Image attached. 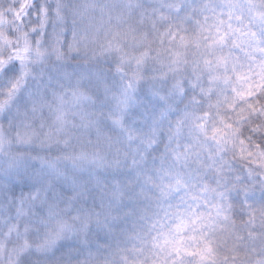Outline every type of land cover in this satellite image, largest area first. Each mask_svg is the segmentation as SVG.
Returning a JSON list of instances; mask_svg holds the SVG:
<instances>
[{
	"label": "clouds",
	"instance_id": "9594fccd",
	"mask_svg": "<svg viewBox=\"0 0 264 264\" xmlns=\"http://www.w3.org/2000/svg\"><path fill=\"white\" fill-rule=\"evenodd\" d=\"M34 2L0 0L7 16L0 32L11 33L10 42H0V59L15 58L23 36L48 46L32 30L34 8L31 17L23 9L22 21L13 15ZM63 3L69 42L75 20L81 46L65 47L59 58L49 48L44 58L20 64L22 90L0 110V264H114L118 245L149 204L142 190L159 195L145 181L158 176L170 137L186 112L206 110L210 103L201 92L207 75L200 72L198 79L195 71L203 49L182 48L183 59L176 62L170 36L195 38L186 13L191 16L199 0ZM7 90L0 80V93ZM74 92L83 98L73 101ZM57 96L68 101L63 125L56 120ZM32 97L50 107L33 113ZM185 128L182 142L188 138ZM243 135L264 144V129L258 135L246 128ZM238 139L220 153L226 161L223 184L247 185V195L264 201V166L254 163L255 156L241 158ZM208 180L217 183L214 175ZM226 196L242 201L245 193L237 188ZM247 264H256L255 254Z\"/></svg>",
	"mask_w": 264,
	"mask_h": 264
},
{
	"label": "snow or ice",
	"instance_id": "6c2138e0",
	"mask_svg": "<svg viewBox=\"0 0 264 264\" xmlns=\"http://www.w3.org/2000/svg\"><path fill=\"white\" fill-rule=\"evenodd\" d=\"M24 8H28L29 17L35 9L32 30L48 46L23 36V46L14 49L15 58L0 59V80L8 89L0 93L4 97L0 110L15 103L22 90L24 81L17 75L20 64L32 57L44 58L49 48L58 58L63 57L65 47L72 51L82 43L75 20L69 42L63 0L55 5L38 0L31 6L22 5L13 12L16 20L22 21ZM186 17L195 25L196 36L170 33L177 45L174 55L179 62L183 59L180 49L190 45L203 49L195 71L198 79L200 72L207 75V86L201 87V92L209 96L210 103L206 110L186 112L184 122L170 137L168 158L162 160L158 176L145 181L152 183L159 195L142 190L149 204L140 222L118 245L114 264H247L253 254L256 264H264V201L247 195V185L234 183L228 188L223 184L226 161L220 156L239 138L244 145L241 158L255 156L254 163L264 166V144L243 135L246 128L258 135L264 129V0H199ZM6 21L7 16L0 12V27ZM10 36V32H0V42H10ZM108 46L111 49L113 43ZM82 98V94L73 93V101ZM67 103L63 96L56 97L60 125L65 122ZM32 105L33 113L50 107L37 97H32ZM185 125L188 138L182 142ZM209 141L216 145L215 150ZM252 148L258 151L253 153ZM209 175L216 177L215 186ZM237 188L245 193L242 201L226 196Z\"/></svg>",
	"mask_w": 264,
	"mask_h": 264
}]
</instances>
